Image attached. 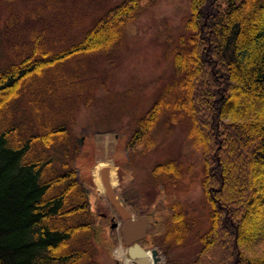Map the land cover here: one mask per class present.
Here are the masks:
<instances>
[{
	"label": "trees",
	"instance_id": "16d2710c",
	"mask_svg": "<svg viewBox=\"0 0 264 264\" xmlns=\"http://www.w3.org/2000/svg\"><path fill=\"white\" fill-rule=\"evenodd\" d=\"M141 2L123 0L80 42L39 58L35 49L0 71V264H98L89 193L69 159L78 146L67 126L9 113L27 80L69 56L113 48ZM184 23L173 57L177 79L132 139L151 146L146 136L166 108L188 115L211 206L191 264H264V0H190ZM179 165L169 159L154 173L177 174Z\"/></svg>",
	"mask_w": 264,
	"mask_h": 264
},
{
	"label": "rangeland",
	"instance_id": "374dc122",
	"mask_svg": "<svg viewBox=\"0 0 264 264\" xmlns=\"http://www.w3.org/2000/svg\"><path fill=\"white\" fill-rule=\"evenodd\" d=\"M122 1L0 0V71L35 49L39 58L80 42ZM141 5L113 48L69 56L27 80L9 114L38 115L67 126L71 144L78 146L69 159L89 193L98 264L131 263L121 226L111 227L112 218H120L97 181L95 170L107 160L124 205L134 216L148 215L141 245L156 248L164 264H191L211 225V206L202 185V150L188 135L190 117L166 108L146 136L153 139L151 146L144 138L132 139L140 119L177 79L173 57L186 32L190 0H142ZM169 159L180 164L177 174L154 173L157 164ZM175 214L185 221L179 224Z\"/></svg>",
	"mask_w": 264,
	"mask_h": 264
},
{
	"label": "water",
	"instance_id": "95a60500",
	"mask_svg": "<svg viewBox=\"0 0 264 264\" xmlns=\"http://www.w3.org/2000/svg\"><path fill=\"white\" fill-rule=\"evenodd\" d=\"M100 178L105 195L120 217L119 221L112 218L111 227L114 228L121 224L123 240L127 246V254L130 260L134 264H164L156 248L147 250L140 244V241L147 234V214L138 213V215L134 216L122 203L111 184L108 165L101 166Z\"/></svg>",
	"mask_w": 264,
	"mask_h": 264
},
{
	"label": "bare ground",
	"instance_id": "6f19581e",
	"mask_svg": "<svg viewBox=\"0 0 264 264\" xmlns=\"http://www.w3.org/2000/svg\"><path fill=\"white\" fill-rule=\"evenodd\" d=\"M100 165H101V164H100ZM103 165H108V166H109V161L107 160V161L103 162V163H102V166H103ZM98 169H99V170H98ZM98 169L95 170V171H96V174H97V181L99 182V188H100L101 190H103V183H102V181L100 182V179H101V178L99 179L101 166H99ZM109 171H110L109 175L111 174V179H110V180H111V183H112V185H113L114 182H113L112 170H111L110 167H109ZM101 183H102V184H101ZM119 252H123V251H122V250H118V253H119ZM119 254H120V253H119ZM125 255H126V254H125ZM127 261H130V262H131V263L129 262L130 264H134V263L130 260V258H129V260H127Z\"/></svg>",
	"mask_w": 264,
	"mask_h": 264
},
{
	"label": "flooded vegetation",
	"instance_id": "af4514ba",
	"mask_svg": "<svg viewBox=\"0 0 264 264\" xmlns=\"http://www.w3.org/2000/svg\"><path fill=\"white\" fill-rule=\"evenodd\" d=\"M142 244V243H141Z\"/></svg>",
	"mask_w": 264,
	"mask_h": 264
}]
</instances>
